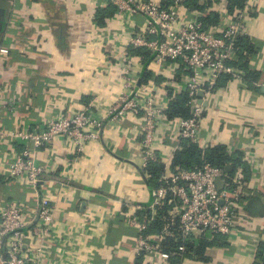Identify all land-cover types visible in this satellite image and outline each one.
Instances as JSON below:
<instances>
[{
	"label": "crops",
	"instance_id": "crops-1",
	"mask_svg": "<svg viewBox=\"0 0 264 264\" xmlns=\"http://www.w3.org/2000/svg\"><path fill=\"white\" fill-rule=\"evenodd\" d=\"M252 2L246 24L255 53L248 67L260 78L249 86L241 77L242 86L231 77L216 88L205 98L198 130L201 148L221 145L227 154L241 155L240 164L227 166L238 233L205 248L197 264H264V0ZM205 5L202 20L212 12L218 21V9ZM114 11L104 0H0V88L15 103L13 112L2 115L7 131L40 130L54 115L83 108L100 118L128 93L121 73L126 52L135 84L155 86L165 110L168 90L183 92L181 69L131 53L132 34L144 29L142 15L117 18ZM141 123L140 115L128 113L106 122L81 151L68 138L38 149L33 157L44 173L37 188L8 176L12 150L0 146V208L9 203L33 209L46 201L57 225L52 249L57 252L65 239L78 264H169L163 250L138 253V233L129 224L135 216H151L155 189L148 185ZM176 123L159 125L157 152L167 165L179 145ZM25 148L15 144L13 151Z\"/></svg>",
	"mask_w": 264,
	"mask_h": 264
},
{
	"label": "built area",
	"instance_id": "built-area-1",
	"mask_svg": "<svg viewBox=\"0 0 264 264\" xmlns=\"http://www.w3.org/2000/svg\"><path fill=\"white\" fill-rule=\"evenodd\" d=\"M185 1L104 0V3L115 8L117 18L142 15L144 29L132 34L131 49L148 51L158 66L167 63L182 70L184 76L180 86L190 98L191 111L189 117L176 119L175 135L178 144L180 139L198 144L203 103L216 89L217 81L223 75H230L242 85V72L231 64L238 58L237 38L249 35L246 19L254 4L252 0H245L242 10L229 12L226 0H206L207 5H202L218 9L219 20L205 24L202 20L205 10L193 11ZM125 57L121 73L128 93L123 94L100 118L83 108L69 116L54 115L40 130L7 131L2 115L13 112L15 103L8 100L7 91L0 88V146H6L9 151H13L15 144L26 146L20 153L10 151L6 170L9 177L37 188L44 173V168L36 164L33 157L38 149L59 138H68L81 151L87 141L99 138L106 122L120 120L128 113L141 116L140 147L146 162L168 166L158 154L157 146L161 141L159 125L172 120L167 119L165 108L159 105L155 86L149 90L135 84L133 60L127 59V52ZM229 173L227 167L221 169L205 162L195 169L163 174V184L153 190L149 207L151 216H135L129 220L138 233L136 251L156 255L162 251L161 242L167 238L181 244L196 242L203 237L211 239L215 235L223 236L227 242L234 240L238 231L230 184L233 179ZM46 203L42 200L33 209L9 203L1 206L0 264H78L76 251L64 247L65 239L60 241L57 252L52 249L53 231L57 225ZM164 204L170 206L167 223L158 234L147 233ZM179 250L185 251L183 246ZM190 262L198 263L192 253L181 258L178 264Z\"/></svg>",
	"mask_w": 264,
	"mask_h": 264
},
{
	"label": "trees",
	"instance_id": "trees-1",
	"mask_svg": "<svg viewBox=\"0 0 264 264\" xmlns=\"http://www.w3.org/2000/svg\"><path fill=\"white\" fill-rule=\"evenodd\" d=\"M245 0H226V6L229 12L240 11L243 8ZM185 5L198 12L204 11V5L198 4V0H186ZM115 10L113 6H108ZM115 13V11H114ZM105 14V13H104ZM109 14H111L109 12ZM108 17L102 16L101 19ZM205 24L217 22L216 16L211 12L208 13L204 18ZM236 47L238 48V58L233 65L236 69L241 70L244 73L243 80L251 86L254 82L260 78L258 72H254L249 69V58L255 53V47L251 43L250 39L246 36H239L236 40ZM131 53L141 55L143 60L151 59L152 55L146 52H140L139 50L133 49ZM227 79H231L230 75H223L216 83L215 88L224 85ZM168 97L170 101L167 105L166 116L168 120L187 118L190 116L191 105L190 98L186 92H180L174 94L171 89L168 90ZM210 163L213 166L221 169L231 166L233 169L241 162V155L236 154L235 156L229 155L226 152L224 146H212L208 148H201L198 144L189 142L188 140L180 139L179 149L174 151L172 157L165 168L163 164L156 162H148L146 172L149 176L148 185L152 188H157L163 184L161 176L163 174L176 173L180 170H189L200 167L203 163ZM233 171H231V174ZM229 173V175L231 176ZM170 206L164 204L162 209L158 212L157 220L152 224L150 229L147 231L149 234H158L168 220V210ZM225 243L223 236L215 235L211 239L203 237L196 242L191 243H174L171 239L167 238L161 242V248L166 254L169 260V264L180 263L181 258L189 256V254L195 255L199 261H204L202 254L205 248L212 246H221ZM183 246L185 251L182 253L179 249Z\"/></svg>",
	"mask_w": 264,
	"mask_h": 264
}]
</instances>
